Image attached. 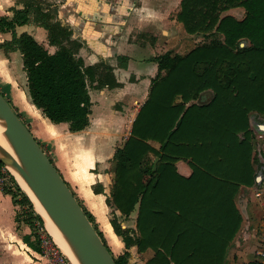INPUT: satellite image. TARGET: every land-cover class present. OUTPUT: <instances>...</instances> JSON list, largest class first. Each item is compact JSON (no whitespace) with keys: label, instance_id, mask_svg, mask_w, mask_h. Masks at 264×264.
Segmentation results:
<instances>
[{"label":"trees","instance_id":"trees-1","mask_svg":"<svg viewBox=\"0 0 264 264\" xmlns=\"http://www.w3.org/2000/svg\"><path fill=\"white\" fill-rule=\"evenodd\" d=\"M236 6L246 9L244 19L222 16ZM52 10L39 0H24L11 16L1 15L0 32H11L12 38L0 46L21 52L32 103L53 123L66 122L70 131H79L90 123L91 83L120 84L110 67L85 65L78 55L81 44L68 26L54 20ZM177 20L203 40L186 54L167 50L153 58L158 73L148 98L131 135L113 155L107 202L120 211L111 224L125 244L123 254H112L77 198L117 264H128L132 246L155 250L148 264H224L242 222L237 193L242 185L256 184L257 136L250 115L264 116V0H182ZM29 21L47 30L49 44L57 47L53 53L31 34L17 33ZM205 90L213 92L209 103L188 105ZM180 160L192 169L187 177L177 172ZM3 167L0 160V173ZM0 190L20 207L16 221L31 228L23 240L40 252L37 222H44L30 197L12 174ZM137 206L136 229L123 228L121 222ZM248 264L263 263L255 256Z\"/></svg>","mask_w":264,"mask_h":264},{"label":"crops","instance_id":"crops-1","mask_svg":"<svg viewBox=\"0 0 264 264\" xmlns=\"http://www.w3.org/2000/svg\"><path fill=\"white\" fill-rule=\"evenodd\" d=\"M181 1L74 0L71 10L68 9L71 13L66 14L69 18V25L66 26L72 30V38L81 44L78 55L87 66L101 64L110 67L120 84L115 87H97V81L91 83L90 123L79 131H70L66 122L53 123L32 103L23 64L19 67L21 52H7L0 46L1 89L8 92V100L11 99V104L36 139L52 147L54 144L57 169L93 216L114 256L127 250L111 224L113 215L120 216V211L113 210L107 202L113 185L112 164L116 147L131 135L133 121L148 98L152 79L158 73V64L153 58L167 50L186 54L203 40L201 34L188 33L183 23L177 20ZM23 4L24 0H0V16H11L13 10L21 8ZM225 15L242 20L246 16V9L243 6L232 7L222 13V16ZM31 22L36 25L32 24V28L28 29ZM16 31L31 34L50 53L57 49L49 44L47 30L34 21L18 26ZM11 38V32H0V45ZM246 43L243 40L241 46ZM49 45L55 48L52 52L47 48ZM212 97L213 92L205 90L188 105L206 104ZM260 120L264 121V116L253 112L250 115L251 127L255 123L258 128ZM253 130L257 140L261 141L262 136L256 129ZM153 145L159 146L157 143ZM176 169L185 177L192 173L190 165L184 160L176 163ZM257 187L256 184L242 185L237 193L235 203L242 214V222L227 250L224 264H248L259 255L264 245L260 243L259 246H262L257 247L258 242L253 239L257 234H264V196L255 195ZM247 190L251 198L250 205L244 203L243 208L240 199ZM18 210L12 197L0 190V245L17 253L16 264H39L41 262L34 257H43L23 240L24 235L31 233V228L26 223L16 221ZM137 215L138 206L121 222L122 227L136 229ZM246 220L248 230L243 227ZM128 251V264H148L156 254L151 247L139 251L137 246H132ZM260 260L264 264V259Z\"/></svg>","mask_w":264,"mask_h":264},{"label":"water","instance_id":"water-1","mask_svg":"<svg viewBox=\"0 0 264 264\" xmlns=\"http://www.w3.org/2000/svg\"><path fill=\"white\" fill-rule=\"evenodd\" d=\"M255 128L264 133V123ZM0 160L17 182L12 171L24 181L68 248L70 264H117L56 165L1 91Z\"/></svg>","mask_w":264,"mask_h":264},{"label":"rangeland","instance_id":"rangeland-1","mask_svg":"<svg viewBox=\"0 0 264 264\" xmlns=\"http://www.w3.org/2000/svg\"><path fill=\"white\" fill-rule=\"evenodd\" d=\"M41 3H42V6L48 8V9H53L52 12L54 14V20H59L60 22L64 23L65 25H69L67 20L69 19L67 17V12L68 14H70L71 12H69L68 9L71 10V5L72 3L74 2V0H40ZM57 7V8H55ZM61 7V8H60ZM69 7V8H68ZM60 8V9H59ZM59 9V12L57 11ZM62 9V10H61ZM65 15V16H64ZM31 25L28 26V29H31L32 28V24L33 25H36L35 23L31 22L30 23ZM18 33V32H17ZM202 41V40H201ZM51 52H52V49H55L54 47L52 48L50 45L47 47ZM19 55H20V52H18ZM19 67H22V57H21V63L19 62ZM1 84H0V90H3L1 89ZM2 92H4V94L6 95V98H10V95L8 94L7 91L3 90ZM11 100V99H10ZM253 120H257L256 118H253ZM253 121V122H254ZM257 122V121H256ZM260 123H264L263 120H260L259 121ZM255 123H253V128H255ZM43 144V149L45 150V152L48 154V156H50V158L54 161V164L57 163V158H56V155H55V151H54V144H53V147L52 146H49V145H46L44 143ZM264 147V133H262V140L261 141H258L256 142V149L257 151L261 148ZM250 197H249V192L248 190L246 192H244L243 195H241V203L243 204V208H244V203H248V205H250ZM18 211H20V207L18 206ZM37 212V210H36ZM38 213V212H37ZM247 220H246V223L243 225V227L248 230L247 228ZM245 230V231H246ZM253 239H256L257 240V247H261L259 246L260 243H264L263 241V237L261 236V234H257V237L256 238H253ZM264 247V245H263ZM262 247V248H263ZM261 248V249H262ZM15 254L17 253H14L13 251L11 250H7L6 248L2 247V245H0V264H16L15 262L17 261L16 257H15ZM259 254V255H258ZM257 255L260 256L259 258L260 259H264V255H261L260 253H258ZM33 257V256H32ZM35 260H39L41 263L39 264H46L45 263V259L44 258H40L38 255L37 257H34ZM20 262V261H18ZM17 264H22V263H17Z\"/></svg>","mask_w":264,"mask_h":264},{"label":"built area","instance_id":"built-area-1","mask_svg":"<svg viewBox=\"0 0 264 264\" xmlns=\"http://www.w3.org/2000/svg\"><path fill=\"white\" fill-rule=\"evenodd\" d=\"M261 136L262 132L257 131ZM258 136V137H261ZM257 157L259 162V170L257 176H259V181L256 183L257 189L255 190V195L260 197L264 196V147L257 151ZM10 171L4 166L0 173V186H3L10 178ZM38 225L39 233V244H40V255L46 259L47 264H70L66 255L60 250L58 245L54 242L53 237L47 231L45 224ZM264 241V234L262 235ZM264 255V247L259 252Z\"/></svg>","mask_w":264,"mask_h":264},{"label":"bare ground","instance_id":"bare-ground-1","mask_svg":"<svg viewBox=\"0 0 264 264\" xmlns=\"http://www.w3.org/2000/svg\"><path fill=\"white\" fill-rule=\"evenodd\" d=\"M13 174L15 175V177L17 178L19 184L23 187V189L25 191H27L31 197L34 199L35 201V207L36 210L41 213L44 216L45 219V227L47 229V231L51 234V236L53 237L54 242L58 245V247L60 248V250L65 254V255H70L68 248L66 247L65 243L63 242V240L61 239V237L59 236V234L57 233V231L55 230L54 226L52 225V223L50 222V220L48 219V217L45 215V213L42 211V209L40 208L39 204L37 203V201L35 200V198L33 197V195L31 194L30 190L28 189V187L25 185L24 181L20 178V176L15 172L12 171Z\"/></svg>","mask_w":264,"mask_h":264}]
</instances>
